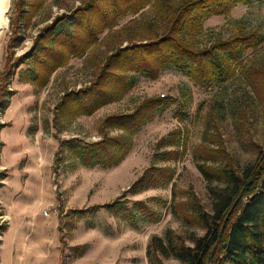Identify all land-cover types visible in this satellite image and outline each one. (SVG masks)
Wrapping results in <instances>:
<instances>
[{"label": "rangeland", "instance_id": "obj_1", "mask_svg": "<svg viewBox=\"0 0 264 264\" xmlns=\"http://www.w3.org/2000/svg\"><path fill=\"white\" fill-rule=\"evenodd\" d=\"M85 1L26 0L30 11L20 20L12 43L11 0L8 28L0 39V72L7 48L11 43L14 46L13 74L7 82L14 95L0 109V124H5L0 126V182L4 186L0 188V264H148L151 236L164 237L168 230L182 237L204 234L188 204L195 198L210 212L209 187L217 184L206 181L200 168L212 172L230 167L242 173L264 151V0L239 4L229 16L211 17L203 23L195 40L198 49L226 40L240 28L258 31L256 45L230 64L225 77L195 85L176 67L165 68L155 80L130 72L131 90L89 116L73 113L69 101L57 109L63 95L88 86L105 57L118 46L149 41L160 34L164 3L177 5L179 0H147L138 14L127 15L113 30H105L85 54L68 56L43 88L24 82L26 75H21L28 72L33 59L19 58L44 36V27L55 18H62L53 31L55 40L75 33L81 18L75 24L73 12ZM106 7L94 5L88 12L91 23L95 25V16ZM103 25L102 20L100 28ZM62 29L67 30L57 35ZM74 42H82L81 33ZM163 96L179 104L150 109L153 117L132 134L131 149L117 166L87 167L73 158L72 144L82 147L96 142L100 130L109 136L125 135L124 130L101 129L105 118L128 116L139 103ZM164 139L174 140L175 145L159 147ZM165 152L175 153L165 161ZM150 167L169 168L173 172L170 184L128 193ZM116 200L128 209L143 203L152 219L139 216L131 223L107 209L93 210ZM37 208L57 213L41 217L36 215ZM8 223L11 231L5 237ZM162 261L181 264L172 258Z\"/></svg>", "mask_w": 264, "mask_h": 264}, {"label": "trees", "instance_id": "obj_2", "mask_svg": "<svg viewBox=\"0 0 264 264\" xmlns=\"http://www.w3.org/2000/svg\"><path fill=\"white\" fill-rule=\"evenodd\" d=\"M25 1L12 2L14 17L10 18L9 24L13 30L12 43L17 38L20 20L30 11L26 10L28 2ZM253 1L256 0H179L177 5L165 2L162 8L165 23L160 34L149 41L118 46L105 57L88 86L63 95L57 109L65 108L69 101L73 113L89 116L107 104L120 101L133 86L130 72L155 80L165 68L176 67L195 85L210 84L216 77H225L230 64L240 61L241 55L256 45L258 31L245 32L240 28L226 40L219 39L202 49L196 47V37L203 30L206 20L227 17L237 5H249ZM97 3L107 7L99 10L94 25L88 12ZM147 5V0H86L73 12L72 21L75 24L78 17L81 18L79 29L72 35L66 34L64 40H55L53 31L62 20L55 18L44 27V36L38 38L44 40V44L34 40L29 52L19 58V61L33 59L31 68L21 75H26L24 82L43 88L68 56H82L99 41V36L105 30H113L121 18L138 14ZM102 20L104 25L100 28L99 22ZM66 30H60L57 35ZM78 31L82 36L79 46L74 42L76 35H80ZM12 43L7 48L6 64L0 72V109L7 107L9 100L6 98L14 95L7 87L14 68ZM175 104H179V101L172 97L150 98L139 103L128 116L105 118L101 129L124 130L125 135L109 136L100 130L101 138L98 141L82 147L72 144L73 158L87 167L117 166L131 149L132 134L153 117L154 112L150 109ZM4 125L0 124L1 127ZM174 145V140L167 139L158 143L159 147ZM174 153L165 152L162 157L168 161L167 156ZM200 171L206 181L217 184L209 187L210 212L205 211L195 198L188 204L191 217L204 230V234L197 236L191 233L182 237L168 230L164 237L151 236L146 252L148 264H164L162 259L169 258L181 264H264V151L260 150L253 167L242 173L230 167L212 172L200 168ZM0 177H3L2 173ZM172 179L173 172L169 168L150 167L127 192L166 187ZM125 204L116 200L93 210L107 209L131 223L139 216L152 219V212L146 213L148 208L143 203L137 202L136 207L131 209L124 208Z\"/></svg>", "mask_w": 264, "mask_h": 264}, {"label": "bare ground", "instance_id": "obj_3", "mask_svg": "<svg viewBox=\"0 0 264 264\" xmlns=\"http://www.w3.org/2000/svg\"><path fill=\"white\" fill-rule=\"evenodd\" d=\"M11 0H0V39L8 28Z\"/></svg>", "mask_w": 264, "mask_h": 264}, {"label": "built area", "instance_id": "obj_4", "mask_svg": "<svg viewBox=\"0 0 264 264\" xmlns=\"http://www.w3.org/2000/svg\"><path fill=\"white\" fill-rule=\"evenodd\" d=\"M38 212L41 213L44 217H48L50 213H57L56 210H46V209H38Z\"/></svg>", "mask_w": 264, "mask_h": 264}, {"label": "crops", "instance_id": "obj_5", "mask_svg": "<svg viewBox=\"0 0 264 264\" xmlns=\"http://www.w3.org/2000/svg\"><path fill=\"white\" fill-rule=\"evenodd\" d=\"M0 184H2L1 182H0ZM4 186H3V184L0 186V188H3ZM38 209L39 208H37L36 209V215H38V216H41V213H39L38 212ZM41 217H44L43 215L41 216ZM17 222H18V220H17ZM8 229H7V231H6V235H5V237H7V236H9V233L8 232H10L11 231V228H10V225H9V223H8ZM5 234V233H4ZM5 243V242H4Z\"/></svg>", "mask_w": 264, "mask_h": 264}]
</instances>
